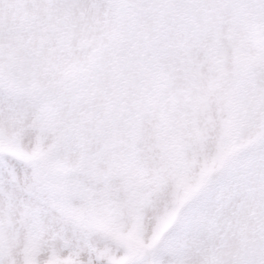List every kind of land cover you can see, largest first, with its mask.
<instances>
[{
  "label": "snow or ice",
  "instance_id": "6c2138e0",
  "mask_svg": "<svg viewBox=\"0 0 264 264\" xmlns=\"http://www.w3.org/2000/svg\"><path fill=\"white\" fill-rule=\"evenodd\" d=\"M0 264H264V0H0Z\"/></svg>",
  "mask_w": 264,
  "mask_h": 264
}]
</instances>
